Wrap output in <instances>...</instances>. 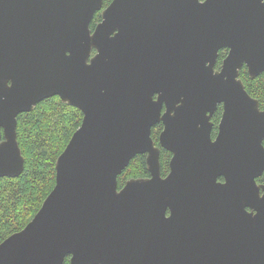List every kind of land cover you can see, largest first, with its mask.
<instances>
[{
  "label": "water",
  "instance_id": "1",
  "mask_svg": "<svg viewBox=\"0 0 264 264\" xmlns=\"http://www.w3.org/2000/svg\"><path fill=\"white\" fill-rule=\"evenodd\" d=\"M245 65L264 72V0H0V178L25 168L20 113L59 95L84 114L0 264H264V109ZM138 154L150 175L119 188Z\"/></svg>",
  "mask_w": 264,
  "mask_h": 264
},
{
  "label": "trees",
  "instance_id": "2",
  "mask_svg": "<svg viewBox=\"0 0 264 264\" xmlns=\"http://www.w3.org/2000/svg\"><path fill=\"white\" fill-rule=\"evenodd\" d=\"M112 0H104V7ZM102 10L97 11L91 23L94 29L101 21ZM227 48L221 50L220 61L226 56ZM247 90L258 98L264 108V72L251 77L245 65L241 69ZM223 114L220 105L214 114L216 134ZM83 112L76 106L64 102L59 95L46 98L29 112L18 115V141L25 157L24 171L16 177L0 178V242L15 231L22 229L38 212L45 198L56 184V162L74 132L83 121ZM161 122L153 127V137L159 145ZM172 153L162 148V174L169 170ZM146 154L136 155L119 175V188L134 177H147ZM64 264H70V256Z\"/></svg>",
  "mask_w": 264,
  "mask_h": 264
},
{
  "label": "flooded vegetation",
  "instance_id": "3",
  "mask_svg": "<svg viewBox=\"0 0 264 264\" xmlns=\"http://www.w3.org/2000/svg\"><path fill=\"white\" fill-rule=\"evenodd\" d=\"M106 7V6H105ZM104 7V8H105ZM227 53H228V49H227ZM227 55V54H226ZM220 56H221V51H220V55H219V57H218V61H217V64H216V70H219V69H221V66H222V63H223V60H224V58L226 57H224L221 61H220ZM220 105H222L223 106V104H220ZM219 105V106H220ZM219 108V107H218ZM165 109V108H164ZM264 109V108H263ZM218 110V109H217ZM21 114V113H20ZM214 117V116H213ZM212 117V120H213V122H214V128H213V137L215 138L216 137V135H217V133H218V130H217V132H216V134H214V132L216 131V123H215V121H214V118ZM219 123L220 122H218V124H217V127L219 126ZM161 124H162V129H161V131L164 129V124L161 122ZM161 133V132H160ZM169 173V172H168ZM167 173V174H168ZM166 174V175H167ZM165 175V176H166ZM220 180H224V177H220L219 178ZM257 181H258V183H263L264 182V175H262L261 177H258L257 178Z\"/></svg>",
  "mask_w": 264,
  "mask_h": 264
},
{
  "label": "rangeland",
  "instance_id": "4",
  "mask_svg": "<svg viewBox=\"0 0 264 264\" xmlns=\"http://www.w3.org/2000/svg\"><path fill=\"white\" fill-rule=\"evenodd\" d=\"M240 77H241V75H240Z\"/></svg>",
  "mask_w": 264,
  "mask_h": 264
}]
</instances>
